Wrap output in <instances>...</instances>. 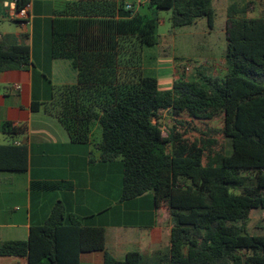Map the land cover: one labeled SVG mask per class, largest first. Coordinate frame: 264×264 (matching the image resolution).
Wrapping results in <instances>:
<instances>
[{"label":"trees","instance_id":"obj_1","mask_svg":"<svg viewBox=\"0 0 264 264\" xmlns=\"http://www.w3.org/2000/svg\"><path fill=\"white\" fill-rule=\"evenodd\" d=\"M30 1L0 0V16L4 3L20 10ZM213 2L149 0L135 7L134 1L126 9L125 0L68 1L54 11L50 56L71 63L76 83L50 85L48 98L32 105L72 145H92L93 126L100 128L97 162L120 166L121 202L151 194L156 208H165L169 247L117 260L105 252V229L83 226L58 201L27 241L0 242V258L81 264V255L104 252V264H264V234L249 227L252 213L264 211V17L248 16L251 2L230 1L222 79L198 70L195 80L181 75L162 90L143 69L145 48L160 41L161 10L171 11L173 31L203 19L212 28ZM21 39L0 38V74L33 66ZM1 132L10 143L0 144V173H27L29 147L12 143L25 128L6 122ZM62 187L32 184L43 192Z\"/></svg>","mask_w":264,"mask_h":264},{"label":"crops","instance_id":"obj_2","mask_svg":"<svg viewBox=\"0 0 264 264\" xmlns=\"http://www.w3.org/2000/svg\"><path fill=\"white\" fill-rule=\"evenodd\" d=\"M68 1L74 0H31L28 26L21 24L19 29L0 34V38L13 35L19 41L25 36L24 43L31 47L33 60L28 69L0 74V144L10 143L1 132V125L10 122L26 130L23 137L12 143H25L29 147L27 173H0V242L27 241L31 227L42 225L53 206L61 201L83 226L105 229V252L113 258L124 260L130 252L149 258L169 247L172 224L165 208L157 209L151 194L121 202L120 166L97 162L91 145H72L55 121L32 109L34 102L48 98L50 85L76 83L77 73L71 63L52 60L50 56L54 11L62 9ZM15 9L14 2L4 3L2 14L6 16L0 21L10 20ZM159 61L154 54L146 57L144 50V72L158 80L171 76L175 83L181 76V68L173 65L170 73L161 74ZM67 71L70 75L61 74ZM33 183H58L63 187L43 192L34 190ZM104 255V252L83 254L80 262L104 264ZM0 264L28 263L26 259L0 258Z\"/></svg>","mask_w":264,"mask_h":264},{"label":"rangeland","instance_id":"obj_3","mask_svg":"<svg viewBox=\"0 0 264 264\" xmlns=\"http://www.w3.org/2000/svg\"><path fill=\"white\" fill-rule=\"evenodd\" d=\"M230 1L214 0L213 7L216 9V21L212 28L203 19L198 22L196 27H187L173 31L171 26V11L161 10L159 13V26L157 28V34L161 44L157 47L146 48L145 56L150 57L151 54H154L156 60H160L161 74L166 73L167 75V73L172 71L173 65H178L179 68L190 67V71L185 73L183 69H180L181 75L188 80H195L198 70L219 79L224 78L228 68L226 63V27L227 7ZM236 1H239L241 4L252 3L248 13L249 17H264V0ZM5 16L3 13L0 20L4 19ZM19 28L20 25L11 19L0 21V34H4L7 30H16ZM65 62L70 63L67 60ZM61 74L70 75V72L67 71ZM173 84V77L171 76L159 78V86L162 90L172 89ZM58 127L60 128V126ZM92 132L93 138L90 148L95 152V144L101 140V130L95 125L93 126ZM249 227L252 234H264V212H253Z\"/></svg>","mask_w":264,"mask_h":264},{"label":"built area","instance_id":"obj_4","mask_svg":"<svg viewBox=\"0 0 264 264\" xmlns=\"http://www.w3.org/2000/svg\"><path fill=\"white\" fill-rule=\"evenodd\" d=\"M149 0H135V7H140L143 4H146ZM132 8V4L131 3H127L126 4V9H131ZM30 4H27L25 7H23L20 10H13L11 13L10 18L12 20L15 21H20L22 22L21 24H23L24 26H28L29 24V18H30ZM185 72H189L190 71V67L186 66L185 68ZM165 134V133H164ZM166 135V134H165Z\"/></svg>","mask_w":264,"mask_h":264}]
</instances>
